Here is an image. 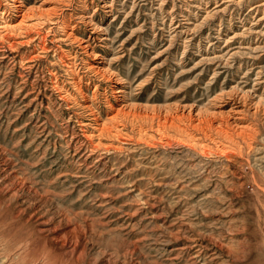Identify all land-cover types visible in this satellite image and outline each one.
<instances>
[{"label":"rangeland","instance_id":"1","mask_svg":"<svg viewBox=\"0 0 264 264\" xmlns=\"http://www.w3.org/2000/svg\"><path fill=\"white\" fill-rule=\"evenodd\" d=\"M0 24V264H264V0Z\"/></svg>","mask_w":264,"mask_h":264},{"label":"bare ground","instance_id":"2","mask_svg":"<svg viewBox=\"0 0 264 264\" xmlns=\"http://www.w3.org/2000/svg\"><path fill=\"white\" fill-rule=\"evenodd\" d=\"M1 25V24H0ZM93 110V109H92ZM88 120V119H87ZM209 172V171H208Z\"/></svg>","mask_w":264,"mask_h":264}]
</instances>
